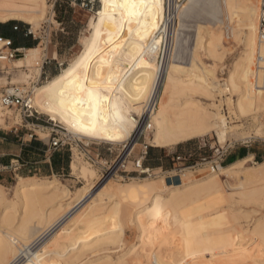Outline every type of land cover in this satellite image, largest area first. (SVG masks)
I'll return each instance as SVG.
<instances>
[{
    "label": "bare ground",
    "instance_id": "1",
    "mask_svg": "<svg viewBox=\"0 0 264 264\" xmlns=\"http://www.w3.org/2000/svg\"><path fill=\"white\" fill-rule=\"evenodd\" d=\"M184 2H174L175 26L164 67H159L156 47L138 62L139 68H134V64H131L133 67L124 64L116 69L121 77L126 70L130 73L123 79V91L114 89V94L118 92L124 103L121 126L112 128L110 121L108 131L88 135L76 131L60 118L59 113L53 119L47 110L49 94L44 89L69 70L84 53L85 45L59 73L33 89L32 106L75 136L106 142H119L121 138L126 142L135 140V133L141 125L149 129L151 122L154 124L150 139L153 146H167L210 132H214L223 143L233 136H246L245 129H236L239 124L235 128L228 124L220 108L224 102L232 115L243 119L250 117L252 124L256 123L257 114L264 111V71L256 70L260 0ZM200 2L202 8L194 9ZM99 3L96 13L100 11L101 0ZM162 3L154 44L163 41V35L158 30L163 23L166 0ZM45 6L46 0H0V22L21 20L34 25L41 19ZM193 13L204 20L214 21L196 24L188 44L185 20ZM108 31L107 28L102 29L94 63L101 56L112 58L105 43L109 39ZM230 35L242 49L226 80L220 82L215 76V63L221 62L228 52L224 37ZM94 36L95 29L91 27L87 39L89 47ZM3 49L4 43L0 41V50ZM133 49L131 47L129 51L133 53ZM202 55L210 58L212 64L202 61ZM41 61L36 63L39 65L38 76L42 72ZM109 74L105 66L101 75L106 79ZM118 82L114 81V84ZM233 95L235 98H232ZM131 113L137 114L138 120ZM14 114L15 119H21L20 113ZM5 120L0 109V122ZM109 136L120 138L109 139ZM238 163L228 166L217 164L210 169L215 171L199 179L188 177L196 172L189 170L181 173V179L176 183L161 179L154 186L148 203L139 208L130 205L129 199H123L124 187L113 185L112 179L100 181L96 186L84 182L74 194H70V190L57 179L44 181L18 176L14 194L21 216L14 226L15 208L13 203L2 204L4 196L0 189V264L55 263L64 252L73 251L76 255H72V259H77L90 250L98 253L80 264H264V213L253 223L250 224L249 220L243 225L238 221L237 213L231 214L233 207L212 208L216 201L232 199L233 194H238L239 202L263 204L264 160L253 162V165H246V161ZM70 169L71 173L76 172V158L70 161ZM78 174L84 180L95 177V171L84 165L79 168ZM201 203L206 206L201 208ZM155 208L161 210L159 217L153 212ZM211 209L214 213L208 215ZM178 211L181 215L179 221L176 220ZM60 213L61 218L54 220ZM224 223L229 224L227 228L222 226ZM127 225L134 227L136 241L112 257L110 250L122 242ZM38 228L42 231L36 235ZM71 261L69 259L68 264ZM63 264L67 263L64 261Z\"/></svg>",
    "mask_w": 264,
    "mask_h": 264
},
{
    "label": "rangeland",
    "instance_id": "2",
    "mask_svg": "<svg viewBox=\"0 0 264 264\" xmlns=\"http://www.w3.org/2000/svg\"><path fill=\"white\" fill-rule=\"evenodd\" d=\"M53 2H55V0H46V6L43 15L41 16V19L38 22L34 23V25L28 24L21 20H17L19 22H22L21 24L23 26L25 25L31 26V29L33 30L35 37H33V35H27V37L37 41L34 47L38 44L39 35L42 37L44 33L46 34V36L45 38H42L41 42L38 45L39 47L36 50H28V49L22 50L21 54L18 55L16 58L0 60V94L11 84L29 85L31 81L34 82L35 80H37L39 78L38 76L39 65H37L36 63L37 62L40 63L42 56L46 55L49 58L50 62L48 64L51 66V68H53L54 72L51 73L49 72L51 71V69L44 68L45 73H42L40 75L38 85L43 84L46 80L53 77V75L59 73L62 68L67 66L72 60H74L79 55L80 51L84 47L85 45L84 42L87 41L91 30L90 24L93 23V15L94 13H96L97 9L100 6L99 0H94L93 5H89V6H82L80 3L71 2L69 0H59L58 3L54 5V11H55L54 14L52 13L51 10V4ZM184 3L185 2L183 0V4ZM198 4L197 6L194 7V9L198 10L202 8L201 5L202 3L200 2ZM219 6L221 7L220 4ZM196 14L197 13H193L192 15H189L185 20L186 24L188 25L186 31L188 35L187 38L188 44H190L189 42H191L192 34L196 24H199L201 21H206V20H207L206 22L210 21V23L214 21V19H207V18L204 20L203 18L198 17ZM221 16L222 14L220 12V17ZM8 21L10 20H7L5 22ZM220 26L222 25L220 24ZM233 37L231 35L228 37L227 36L224 37V40H226V46L228 48L227 49L228 52L225 53L221 62L215 63L216 64L215 76L217 79L221 80L220 82H223L221 78L226 80L228 71L230 70L234 60H236L242 49V46L239 43H236V41L234 40L235 38ZM134 49H133V54H135L137 51V49L136 50ZM6 51L7 49L4 50V52ZM52 56L56 59H51ZM157 57H158V51H157ZM18 60H21V62L17 63L16 61ZM56 61L62 64L57 65ZM139 61L140 60H136L135 62H133L131 59H129L128 61L129 63L127 65L136 64ZM202 61H204L206 64L207 63L212 64V60L208 57H205V55H202ZM134 68L136 67L134 66ZM115 95H119L118 92L115 91ZM232 98H235V95H233ZM0 109L4 114V118L6 119L5 121L0 122V189L4 196V200L2 204L13 203V206L15 208V213H14L15 220L12 226L16 224L17 219L21 216L19 204L17 203L14 194V188L16 183L18 182V176L30 177L31 179L32 178L42 179L44 181L57 179L58 182L62 183L65 187H67L68 190H70L69 191L70 194H74L76 190L84 184V182L90 183L91 185L93 184L95 186L100 182L99 177L102 166L98 164H92L86 158L83 149L84 144L85 145L89 144L88 146H84V147L90 150L91 153L95 154L98 150L101 152L99 160L104 165L105 161L110 162L114 158L117 150L121 147L122 144H124V142H126V140L124 141V138H121L119 142H106L92 138L78 137L72 134L73 136L78 138L80 140L78 141L81 142L82 144L80 143L79 146H76V144L72 143L71 147L70 145H65L56 149L54 152L52 151L46 152L45 150L46 147L45 145H43L42 141L32 139V141L38 142V144H33L31 147L29 146L24 147L21 145H23L24 143L25 144L29 143L28 140L29 138H31L29 134L31 133L34 134L33 136L44 139L46 141L48 140V138L54 135V133L52 132L53 127L58 128V130H60L61 133H65L69 135H71V133H69L61 124L51 121L49 117L43 113H39V112L35 113L34 116L28 119V121H30L29 124L28 121L22 120V118L21 119L17 118L18 120L14 118L13 116L14 113H15L14 115L20 113V111L17 108H5L0 105ZM220 109L221 112L225 115L228 124L231 125V127L234 125L233 128L237 126L236 128L237 130L245 129L244 131L247 132V134H245L246 136L242 135L244 136L242 138L241 136L240 137L233 136L236 138L230 137L228 138L227 141L223 143L218 140L214 132H210L203 136L195 137L186 141L170 144L167 146H162V147L153 146L150 142V139L154 131V124L153 122L150 121L152 123L151 127L149 129L143 130L144 125L142 124L141 125L142 127L139 128V130H137V132L135 133L134 136L135 140L130 141L131 143H134L135 141L133 152H137L140 148H142L141 143L145 141L150 145V147L147 150L148 155H147V160L145 161L146 165L156 167V169L158 166L162 165V169H161L162 171H165V169L167 171H171L173 169V163L170 158L173 152H181L183 151V149L193 146L195 143L202 140H205L208 142V144L214 146H218V145L223 146V149L230 146L228 147L225 156H222V159H224L222 165L224 166L233 165L238 162L244 163L245 161H246V165H253L254 164L253 162L263 161L264 160V122H263L264 111L259 112L257 114V121L256 123L252 124L250 117L243 119L239 116L236 117V115L234 114L232 115L228 111L227 105L224 104V102H222ZM131 115L134 118H136V120H138L137 114L131 113ZM31 122L38 123L39 125L31 124ZM145 122L146 123L148 122V118L146 119ZM21 126H28V127H21ZM16 127L23 129L22 130L18 129V131L14 132ZM131 130H133V128ZM107 147H111L113 151L112 152L107 151L106 150ZM232 148L240 150L242 152V156L234 161H230L228 158L229 152ZM256 150H258V153L254 156L253 152ZM49 155H51L50 160H48ZM73 158H76L77 160V170L75 173H71L72 170L70 169L69 166L70 161ZM215 159H217L216 152H214L213 158L208 159V161H206L204 164H200L199 166H195L193 168H185L181 170L180 173H185L188 170L192 172L196 171L189 174L188 177L191 176V177H196L198 179L202 178L206 174L215 171V169L212 171L209 169L211 162H213ZM66 162L67 165L65 166ZM82 165L86 166L88 169L94 170L95 177L90 178L89 180H84L83 178L79 177L80 175L78 174V170ZM62 166L63 169L60 168ZM143 177L145 176L130 177V178L117 177L112 179L113 185L117 187L118 186L124 187L123 199L124 198L129 199V204L134 206L135 208H139L147 204L149 201V197L155 190L154 186L156 185V183H158V181L161 179L164 180L163 178H158V177L157 178L147 177V179H144ZM184 180H186V177L184 178ZM237 195L238 194H233L232 199L231 197H229L227 200H224V202L222 200L216 201L217 204L219 205H217L214 202H213L214 205H212L211 203L212 208L218 207L217 209H219L222 207L223 208L233 207L232 210L233 212L231 214L237 213L235 215H237L238 221L242 222L243 225H245L246 222H248L249 220H250L249 221L250 224L253 223V221L256 218H258L264 213V202H263L264 195L261 196V198L263 197V200L261 201V203L263 202V204L259 203L261 205H258L254 202L253 203L239 202L237 201L238 200ZM200 205H201L200 207L202 208L203 204L201 203ZM213 210L214 209H211L208 215H212L214 213ZM9 211L12 212L13 210H9ZM60 215L61 213L58 214L54 220L60 217ZM176 215H179L176 217V220L177 221L181 220V215L179 211L177 212ZM196 221L197 220L195 219L194 222ZM225 223L222 224V226L224 228H227L229 224L227 223L225 225ZM1 230L2 228L0 229V233ZM41 231L42 229L38 228L36 235L41 233ZM135 239H136V231L134 230V227L127 225L124 228V236L122 242L116 246L115 245L112 246L110 250L112 257H115V255L117 254H120L122 250L125 248V246H127L128 244L130 245V243L132 244V242L134 243L136 241ZM69 253L72 254L69 255ZM97 253L95 250L85 251V253L83 252V255H81L80 257L77 256L79 258L72 259L73 258L72 255L74 256V254L76 255V253H73V251L71 252L67 251L64 252V255L63 254L59 255L60 260H57V262L44 263V264H63L64 261L65 263L68 264L69 259L72 260L71 261L72 263L70 264H80L87 259L93 258Z\"/></svg>",
    "mask_w": 264,
    "mask_h": 264
},
{
    "label": "snow or ice",
    "instance_id": "3",
    "mask_svg": "<svg viewBox=\"0 0 264 264\" xmlns=\"http://www.w3.org/2000/svg\"><path fill=\"white\" fill-rule=\"evenodd\" d=\"M162 9V0H101L100 11L93 15L94 22L90 24L95 29L91 47L89 41H85L84 53L66 73L44 89L49 94L46 107L52 118H57L59 113L76 131L94 136L108 131L110 121L112 128L121 126L124 103L114 94V89L123 91V79L130 73L126 70L121 77L116 69L128 64L129 58L133 62L143 61L145 55L154 51L155 29ZM105 28L109 29V39L105 43L112 58L101 56L94 63L98 41ZM131 47L137 49L135 54L129 51ZM105 66L110 73L106 79L101 75ZM134 66L139 68L140 64ZM114 81L119 82L114 84ZM153 212L157 217L161 215L159 208Z\"/></svg>",
    "mask_w": 264,
    "mask_h": 264
},
{
    "label": "built area",
    "instance_id": "4",
    "mask_svg": "<svg viewBox=\"0 0 264 264\" xmlns=\"http://www.w3.org/2000/svg\"><path fill=\"white\" fill-rule=\"evenodd\" d=\"M59 0H55L51 4V10L54 14V5L58 3ZM71 2L80 3L82 6L93 5L94 0H69ZM180 1V0H179ZM175 0H166V11L164 12V18L161 28L158 30V33L163 35V41L158 44H154V48L157 47L158 50V63L159 67H164L166 63V56L168 50L169 39L172 35V31L175 26ZM13 30L19 29V24H14L12 26ZM24 34L33 35V30L31 26H24ZM46 34L43 33L42 37L39 35L38 44L41 42L42 38H45ZM0 41L4 43L5 49L0 50V58L4 59H12L16 58L21 54L23 48H14L13 40L10 37H5L0 35ZM258 41H259V50L257 53L256 60V70L264 71V0H260L259 5V17H258ZM50 62L49 58L45 55L42 56L41 67L42 73L44 72L45 65ZM57 62V61H56ZM62 63L57 62V65H61ZM40 74V75H41ZM40 76L34 82H30L29 85L22 84H11L0 94V105L5 108H17L20 111V115L22 120L28 121L29 118L37 113V110L32 106V91L38 85V81ZM223 79V78H221ZM264 122V118H263ZM144 130V128H143ZM53 136L49 138V149L56 150L62 146L70 145L72 143L79 146L81 142L78 138L73 136L72 134L61 133L58 128H52ZM140 132V131H139ZM261 138V137H258ZM79 140V141H78ZM82 144V143H81ZM142 148H140L137 152H133L134 143L124 142L121 147L117 150L114 158L108 162L105 161L104 165L100 162V154L101 152L98 150L95 154L91 153L90 150L86 149L84 146H88L89 144H84V154L86 158L92 164H98L102 166L99 181L114 179L117 177L120 178H130V177H154V178H163L167 182H176L181 178V170L185 168H193L195 166H199L200 164H204L208 159L213 158L214 152L217 154V159L211 162L209 169L211 167H216L217 164L223 163L224 159L222 156H225L228 147L223 149V146H214L208 144L207 141L202 140L195 143L193 146L183 149L181 152H173L170 156L173 169L171 171H162V165L156 167L146 165L145 161L147 160L148 148L150 145L143 141ZM109 152H112L111 147H107L106 149ZM185 166V167H184ZM156 171V173H155ZM158 171V172H157Z\"/></svg>",
    "mask_w": 264,
    "mask_h": 264
},
{
    "label": "crops",
    "instance_id": "5",
    "mask_svg": "<svg viewBox=\"0 0 264 264\" xmlns=\"http://www.w3.org/2000/svg\"><path fill=\"white\" fill-rule=\"evenodd\" d=\"M12 24H9L7 27H0V35H2V36H5V37H10V38H12V40H13V46H14V48H23V50L25 49V50H27V49H32V48H35V47H37L39 44H37L35 47H34V45L36 44V40H33L32 38H29V37H27L25 34L24 35H22V32L24 31V26L23 25H19V30H17V31H13L12 29ZM22 31V32H21ZM33 46V47H32ZM58 54V53H57ZM54 55H56V54H54ZM51 59H56V58H54L53 56H52V58ZM56 64H57V62H56ZM46 68H48V69H51V71H49V72H54V70H53V68H51V66L49 65V64H46L45 65V69ZM56 75V74H55ZM54 76V75H53ZM28 123L30 124V121H28ZM31 124H34V125H39L38 123H34V122H31ZM21 127H28V126H21ZM18 129H20V130H22L23 128H15V130H14V132H16V131H18ZM34 134L33 133H31V134H29V136L31 137V138H29V140H28V144H23V145H21V146H24V147H26V146H29V147H31L33 144H38V142H34V141H32V139L33 140H38V141H42V143H43V145H45V147H46V152L47 151H52V152H54L55 150H50L49 149V138H48V140L46 141V140H44V139H41V138H38V137H35V136H33ZM258 153V150H256V151H254L253 152V155L255 156L256 154ZM52 155V154H51ZM51 155H49L48 156V160H50V158H51ZM242 156V152L240 151V150H237V149H234V148H232L231 150H230V152H229V156H228V158H229V160L230 161H234V160H237L238 158H240ZM67 165V162L65 163V166ZM70 166V165H69ZM60 168H62L63 169V166L62 167H60Z\"/></svg>",
    "mask_w": 264,
    "mask_h": 264
},
{
    "label": "trees",
    "instance_id": "6",
    "mask_svg": "<svg viewBox=\"0 0 264 264\" xmlns=\"http://www.w3.org/2000/svg\"><path fill=\"white\" fill-rule=\"evenodd\" d=\"M21 23H22V22H19V21H17V20H10V21L5 22V23L0 22V27H7L9 24H12V26H13L14 24L22 25ZM11 29H12V28H11ZM12 30H13V29H12ZM17 30H19V29H17ZM17 30H13V31H17ZM21 32H22V31H21ZM24 32H25V31L22 32V35H24Z\"/></svg>",
    "mask_w": 264,
    "mask_h": 264
}]
</instances>
